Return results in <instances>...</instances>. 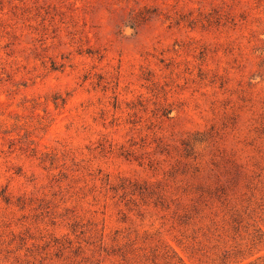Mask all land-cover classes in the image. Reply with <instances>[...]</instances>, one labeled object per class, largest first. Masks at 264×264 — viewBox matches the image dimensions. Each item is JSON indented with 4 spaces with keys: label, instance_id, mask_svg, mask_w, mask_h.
Masks as SVG:
<instances>
[{
    "label": "rangeland",
    "instance_id": "374dc122",
    "mask_svg": "<svg viewBox=\"0 0 264 264\" xmlns=\"http://www.w3.org/2000/svg\"><path fill=\"white\" fill-rule=\"evenodd\" d=\"M0 264H264V0H0Z\"/></svg>",
    "mask_w": 264,
    "mask_h": 264
}]
</instances>
